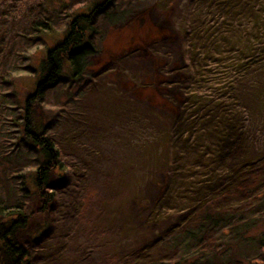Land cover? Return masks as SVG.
<instances>
[{
	"label": "rangeland",
	"instance_id": "obj_1",
	"mask_svg": "<svg viewBox=\"0 0 264 264\" xmlns=\"http://www.w3.org/2000/svg\"><path fill=\"white\" fill-rule=\"evenodd\" d=\"M113 10L84 82L50 93L66 170L49 212L29 205L27 264L175 262L166 242L208 207L245 204L264 165V0H119ZM39 54L8 66L18 86Z\"/></svg>",
	"mask_w": 264,
	"mask_h": 264
},
{
	"label": "trees",
	"instance_id": "obj_2",
	"mask_svg": "<svg viewBox=\"0 0 264 264\" xmlns=\"http://www.w3.org/2000/svg\"><path fill=\"white\" fill-rule=\"evenodd\" d=\"M118 1L0 0V264L29 261L19 237L31 231L29 205L49 212L56 195L50 188L66 170L53 137L58 115L50 93L84 82L89 56L98 51L100 21L116 16ZM31 48L40 54L26 63L29 81L18 86L8 66ZM4 112L9 125L2 135ZM245 187L251 194L245 204L208 207L166 242L180 254L175 262L151 264H264V165Z\"/></svg>",
	"mask_w": 264,
	"mask_h": 264
}]
</instances>
